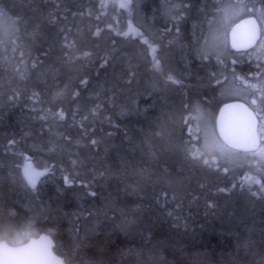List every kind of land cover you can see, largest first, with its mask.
<instances>
[{"label":"trees","instance_id":"16d2710c","mask_svg":"<svg viewBox=\"0 0 264 264\" xmlns=\"http://www.w3.org/2000/svg\"><path fill=\"white\" fill-rule=\"evenodd\" d=\"M236 5L232 23L264 16V0H0V240L45 233L65 264H264L263 171L207 151L190 117L253 109L215 97L264 66L262 37L209 46Z\"/></svg>","mask_w":264,"mask_h":264},{"label":"snow or ice","instance_id":"6c2138e0","mask_svg":"<svg viewBox=\"0 0 264 264\" xmlns=\"http://www.w3.org/2000/svg\"><path fill=\"white\" fill-rule=\"evenodd\" d=\"M121 7H124V5H121ZM243 7L244 6H241V10H243ZM238 29H244L243 33L240 34L239 40ZM258 31L255 20H243L240 24H237L236 28L232 29V48L239 51L251 47L257 39ZM215 39L219 40L220 38L215 37ZM85 55H88V53H85ZM233 63H236V61H233ZM159 66V62H157L155 67L159 68ZM168 79L172 83H177L171 76H169ZM236 79L240 78L236 77ZM252 87L255 86L253 85ZM229 95H235V93H230ZM256 103L257 101L255 99L251 100L252 105H256ZM225 112L231 113L233 117L228 123H225L223 120ZM238 113L239 119H237ZM61 119H63L62 116ZM241 124L242 128L239 127ZM215 126H218L221 133L224 135V143L217 140L214 132ZM188 135L189 137L192 136L190 130ZM261 140H264V110L257 108L249 110V107H247L245 103H225L224 109L221 110V120L211 123L206 129L205 147L220 153H226L230 149H233V145L240 142L241 145H247V147L241 146L237 149L250 151L255 155L256 147ZM261 154L264 155V151H262ZM202 155L203 153L199 151L190 152V156L193 160H199ZM203 163L207 165L209 162L205 159ZM44 174V172L37 170L30 162H25L23 175L31 188L36 189L38 187L40 178L44 176ZM30 227L31 226L25 229L23 235H31ZM36 243L40 254L47 257L50 264H56L58 260L59 264H63V261L54 255L53 241L49 239V236L41 237ZM23 247V241L20 238H17L14 242H9L7 238H5L4 246L0 248V264H5L9 259V255L15 259L16 255L23 250Z\"/></svg>","mask_w":264,"mask_h":264},{"label":"rangeland","instance_id":"374dc122","mask_svg":"<svg viewBox=\"0 0 264 264\" xmlns=\"http://www.w3.org/2000/svg\"><path fill=\"white\" fill-rule=\"evenodd\" d=\"M256 8L255 9V14L258 17L263 35L261 38V41L257 47V51L260 49L264 48V16L262 15L261 11ZM257 11V12H256ZM241 12V6H231L228 10H223L221 15H222V21H221V26L220 27H211V32H210V37L212 36V41L209 42V46H211L212 43V48L215 50L223 51L226 53L225 46H227L226 42V34L229 26L231 25V20L234 19L238 14ZM0 38H7L11 34L12 30L14 29V20L12 17H10L4 10H0ZM213 34V35H212ZM215 37H219L220 39L217 40ZM205 47L207 48V44H205ZM212 51L215 52V50L211 49ZM255 64V63H254ZM258 65V68L255 69L254 73L255 75L247 76L248 78L245 77H239L240 79H235L233 80L230 85L223 86L221 91L216 94V98H232V97H242V99H245L251 104L250 100V93L257 92L259 95L263 94L264 92V79L260 75V70L264 66H260L261 64H255ZM259 75L261 77H259ZM255 87H252V86ZM230 93H235V95H229ZM253 98V97H252ZM259 103L257 102L256 105H253V108L259 109ZM196 108V107H195ZM194 108V109H195ZM195 114H194V113ZM195 115V116H194ZM195 117V121L199 125V129L202 134V140L203 144L205 147V142H206V129L207 127L213 123L212 121V115L207 109L203 108L200 110H194L192 111V114L190 117ZM215 132V131H214ZM218 140V138H217ZM219 141V140H218ZM220 142V141H219ZM206 148V147H205ZM207 151L212 152L210 148H206ZM264 151V140H261V143L259 145V148L256 150V154L253 155L251 153H238L237 151L229 150L226 153H222L223 156L228 160L226 163L231 164L232 167L240 166L242 164L244 165H252L253 166V171L255 170H262L264 174V155L261 154V152ZM245 158V159H244ZM247 158V159H246ZM244 159V160H242ZM235 160V161H233ZM238 160H242L241 162H238ZM255 183H258V179H254Z\"/></svg>","mask_w":264,"mask_h":264},{"label":"water","instance_id":"95a60500","mask_svg":"<svg viewBox=\"0 0 264 264\" xmlns=\"http://www.w3.org/2000/svg\"><path fill=\"white\" fill-rule=\"evenodd\" d=\"M243 20H255L256 24H257V28L259 31H258L257 39L251 47L246 48V49H241L238 51L237 49L232 48V29L236 28L237 24H240ZM243 31H244V29H238L237 30L238 40L240 39V34L243 33ZM260 34H261L260 25H259V22L257 21L256 17L254 15H246V16L240 17L239 19L234 21L230 25V27L228 28L227 45H228L229 49H231L232 51H235V52L247 51V50L251 49L256 44V42L258 41V39L260 37ZM149 47H152V45H150ZM226 103H243V102H241V101H228ZM224 105H225V103L218 107V109L216 111L215 118H214V122L221 120V110L224 109ZM246 106L249 107L247 104H246ZM249 110H252V109L249 107ZM232 119H233V117H232L231 113H229V112L224 113L223 120L225 123L230 122ZM237 119H239V113L237 114ZM239 127L242 128V124L239 125ZM214 129H215V132L217 134V137L220 139V141L222 143H224L225 137L221 133L219 127L215 126ZM259 144H260V141L258 142L256 150L259 147ZM241 146L247 147V145H241L240 142H237L235 145H233L232 150H235L238 152H250V151H245L243 149H237ZM45 236H48V235H46L45 233H40L36 236L28 237L23 242V245H24L23 250L16 255L15 259H13L11 257V255H9V259L5 262V264H50V261L48 260V258L40 254L39 248H38L37 243H36L37 241L40 240L41 237H45ZM49 239H51V238L49 237ZM4 241L5 240H3V239L0 240V248H3ZM53 245H54V243H53ZM54 255H56L57 258H59L60 260L63 261V258L61 256H59L55 253H54ZM56 264H59V260L56 262ZM63 264H65L64 261H63Z\"/></svg>","mask_w":264,"mask_h":264},{"label":"flooded vegetation","instance_id":"af4514ba","mask_svg":"<svg viewBox=\"0 0 264 264\" xmlns=\"http://www.w3.org/2000/svg\"><path fill=\"white\" fill-rule=\"evenodd\" d=\"M149 49L151 50L152 47H149ZM255 68H258V65H255ZM169 76L173 77V79L177 81V83H173L174 85H177L178 86V85H181L182 84L181 79L177 75H175V74H167V76L165 77V79L168 80L169 82H171L168 79Z\"/></svg>","mask_w":264,"mask_h":264},{"label":"bare ground","instance_id":"6f19581e","mask_svg":"<svg viewBox=\"0 0 264 264\" xmlns=\"http://www.w3.org/2000/svg\"><path fill=\"white\" fill-rule=\"evenodd\" d=\"M40 234V233H39ZM47 235V234H46ZM49 236V235H48ZM50 237V236H49Z\"/></svg>","mask_w":264,"mask_h":264}]
</instances>
